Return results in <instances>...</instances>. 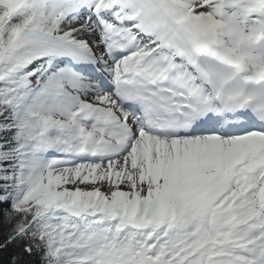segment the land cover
Listing matches in <instances>:
<instances>
[{"label":"snow or ice","instance_id":"snow-or-ice-1","mask_svg":"<svg viewBox=\"0 0 264 264\" xmlns=\"http://www.w3.org/2000/svg\"><path fill=\"white\" fill-rule=\"evenodd\" d=\"M0 264H264V0H0Z\"/></svg>","mask_w":264,"mask_h":264}]
</instances>
